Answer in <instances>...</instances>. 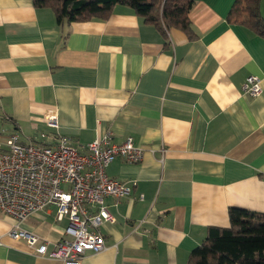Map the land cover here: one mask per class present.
<instances>
[{
    "label": "crops",
    "instance_id": "0c3cea01",
    "mask_svg": "<svg viewBox=\"0 0 264 264\" xmlns=\"http://www.w3.org/2000/svg\"><path fill=\"white\" fill-rule=\"evenodd\" d=\"M233 2L194 0L189 39L126 7L58 24L33 0H0V149L12 133H43L80 152L104 134L146 150L106 168L130 193L104 198L114 218L98 228L105 248L80 264H187L207 228L229 226L230 208L264 213V38L227 21ZM249 76L256 97L242 92ZM52 111L56 130L44 120ZM14 224L0 214V264H64L9 238ZM67 224L49 208L20 227L51 248Z\"/></svg>",
    "mask_w": 264,
    "mask_h": 264
},
{
    "label": "built area",
    "instance_id": "2783aa9c",
    "mask_svg": "<svg viewBox=\"0 0 264 264\" xmlns=\"http://www.w3.org/2000/svg\"><path fill=\"white\" fill-rule=\"evenodd\" d=\"M242 92L258 96L259 78H246ZM44 120L50 129L58 128L56 112L46 114ZM47 138L40 133L37 139L24 142L17 133L5 136V148L0 149V214L15 221L6 233L9 238L24 240L39 255L64 264H80L85 253H99L105 248L98 228L114 218L104 206V198L130 193L127 183L106 175V168L118 157L137 164L146 150L131 138L116 143L110 134L96 138L84 152L72 147L67 137L52 134L51 142ZM49 208H53L57 221H68L64 238L51 248L20 227L30 215Z\"/></svg>",
    "mask_w": 264,
    "mask_h": 264
},
{
    "label": "trees",
    "instance_id": "16d2710c",
    "mask_svg": "<svg viewBox=\"0 0 264 264\" xmlns=\"http://www.w3.org/2000/svg\"><path fill=\"white\" fill-rule=\"evenodd\" d=\"M194 0H33L50 8L58 24L106 20L116 6L131 9L142 24L157 28L166 37L172 29L192 39L189 11ZM261 0H234L227 21L264 38ZM227 228L209 227L193 249L187 264H264V213L230 208Z\"/></svg>",
    "mask_w": 264,
    "mask_h": 264
},
{
    "label": "rangeland",
    "instance_id": "374dc122",
    "mask_svg": "<svg viewBox=\"0 0 264 264\" xmlns=\"http://www.w3.org/2000/svg\"><path fill=\"white\" fill-rule=\"evenodd\" d=\"M117 7H119V6H117ZM262 9H263V12H264V4H263V7H262Z\"/></svg>",
    "mask_w": 264,
    "mask_h": 264
}]
</instances>
